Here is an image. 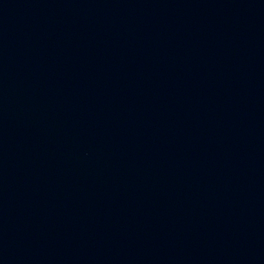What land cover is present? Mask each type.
I'll use <instances>...</instances> for the list:
<instances>
[{
	"label": "water",
	"instance_id": "95a60500",
	"mask_svg": "<svg viewBox=\"0 0 264 264\" xmlns=\"http://www.w3.org/2000/svg\"><path fill=\"white\" fill-rule=\"evenodd\" d=\"M187 0H0V264H36L101 133Z\"/></svg>",
	"mask_w": 264,
	"mask_h": 264
}]
</instances>
